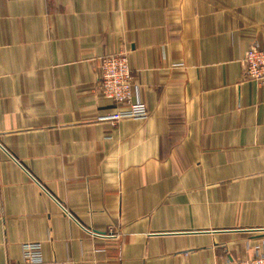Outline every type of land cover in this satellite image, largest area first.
<instances>
[{
    "label": "crops",
    "instance_id": "crops-1",
    "mask_svg": "<svg viewBox=\"0 0 264 264\" xmlns=\"http://www.w3.org/2000/svg\"><path fill=\"white\" fill-rule=\"evenodd\" d=\"M264 0H0V264H218L264 246ZM129 52L145 120L102 97ZM68 210V213L63 209ZM115 228L119 241L91 238Z\"/></svg>",
    "mask_w": 264,
    "mask_h": 264
},
{
    "label": "built area",
    "instance_id": "built-area-1",
    "mask_svg": "<svg viewBox=\"0 0 264 264\" xmlns=\"http://www.w3.org/2000/svg\"><path fill=\"white\" fill-rule=\"evenodd\" d=\"M245 76L248 80L264 84V48L251 46L242 57ZM99 89L106 100L118 105H124L125 109L113 115L103 118L102 121L119 122L123 119L145 120L149 117L147 105L140 99L139 87L132 77V64H130L129 52L106 55L100 59ZM63 209L68 213L64 207ZM69 214V213H68ZM86 233L93 239L119 241L121 233L114 227L109 232L101 233L83 227ZM256 256L252 259L240 261H224L218 264H264V246L255 247ZM22 262L20 264H56L46 261L43 254L42 243H31L23 247Z\"/></svg>",
    "mask_w": 264,
    "mask_h": 264
}]
</instances>
